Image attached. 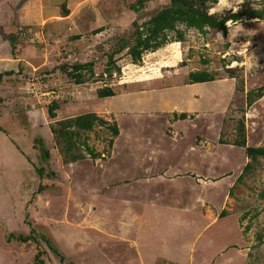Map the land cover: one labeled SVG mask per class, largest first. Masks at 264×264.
Wrapping results in <instances>:
<instances>
[{
  "label": "rangeland",
  "instance_id": "1",
  "mask_svg": "<svg viewBox=\"0 0 264 264\" xmlns=\"http://www.w3.org/2000/svg\"><path fill=\"white\" fill-rule=\"evenodd\" d=\"M137 2L88 0L72 21H59L55 37L45 24L16 32L15 42L27 49L24 67L0 77V264H36L39 252L46 264H264V157L252 160L245 146L237 145L244 135L248 147H264V19L229 21L227 33L189 29L183 41L169 33L171 40L146 52L139 63L132 62L127 49L116 54L120 70L109 74V56L122 38L131 43L134 22L141 24L170 4L144 0L141 10L131 9ZM244 2L219 0L207 8L210 13L236 12ZM247 5L264 8V0H248ZM11 31L0 33L3 47ZM4 49L0 55L18 52L12 46L9 52ZM88 62H93V73L82 71L81 85L60 68ZM199 71L217 81L196 86L193 106L210 111L186 123L195 128L189 134H200L210 145L206 182L171 175L162 182L158 176L150 186L134 183L138 177H128L135 154L146 151L139 144L147 135L137 134L130 144L124 115L116 119L110 107L122 111L127 96L139 94V81L185 76L189 81ZM107 86L116 96L97 97V90ZM53 99L59 109L52 119L48 106ZM87 112L116 121L119 134L99 124L81 132L79 141L87 140L100 157L86 153L65 163L51 125ZM158 126L153 122L154 129ZM151 133L156 134L148 142L151 148L167 139L162 126ZM43 143L49 159L42 154ZM164 145L159 170L167 169V163L184 169L187 160L171 147L170 138ZM42 167L43 176L37 170ZM148 191L154 201L143 199L141 193L147 196ZM40 236L49 238L58 253Z\"/></svg>",
  "mask_w": 264,
  "mask_h": 264
},
{
  "label": "crops",
  "instance_id": "2",
  "mask_svg": "<svg viewBox=\"0 0 264 264\" xmlns=\"http://www.w3.org/2000/svg\"><path fill=\"white\" fill-rule=\"evenodd\" d=\"M86 1L88 0H0V33L5 35L9 30H12L11 32L15 30V32L23 34V32L28 33L31 31L33 26L40 29L45 24L47 28L49 27V35L55 37L57 35L55 33L56 28L60 26L59 21H72L74 15H77L75 13L80 10L82 11L81 8L85 5ZM63 4L64 11L62 12L61 8H63ZM65 10H68L67 14L64 13ZM7 22H10L11 25L5 26ZM5 40L7 46L5 47L4 45L3 47V43H0V50L5 48L4 50L9 52L8 49L11 47V44L7 39ZM21 48L22 57L25 58L26 53L24 52L27 51L26 46L23 47V44H21ZM29 49H32L31 45ZM18 57L15 58L11 53L0 55V74L7 71L6 69H17L22 60V57ZM165 79L156 78L139 81L140 85L137 90L139 94L134 93L133 96L130 94L131 97L127 96V105L122 111L110 107V115L112 114L116 119L120 115H124L123 128L125 132L126 130L128 132L129 139L131 140L130 144H132L137 134L141 135L145 133L147 135V137L143 138L145 144L143 145L141 142L139 144V148L146 151L139 155L135 154L136 165L134 166L133 173L128 177L130 179L138 177L134 183L141 184L143 182L150 186L154 185L158 176L161 178L160 182H162L163 178H172L171 175L180 177L179 179L185 182L187 179L195 177L203 179L205 174H208V170L204 168V165H207L205 161L206 155H209L211 150L208 141H205L207 138L204 139L200 134H189L188 131H195V128L187 126L186 123L193 121L194 116L201 117L202 114L210 111L209 108L205 109L204 106H193L191 100L192 94L197 95L194 93L196 86L201 85L198 87H202L207 85V83H216L217 81L191 83L190 80L187 81L186 76L177 78V80L169 78L170 80L166 79L164 81ZM227 79L225 78V80ZM127 92H131L130 89L129 91H124V93ZM140 100H144V102L141 103ZM130 101H134L132 106L128 103ZM182 114H186V117L182 118ZM131 115H133V118H131ZM173 121L175 124H173ZM153 122L162 126V136L167 139L165 141L160 139L158 144L151 148V144L148 142L156 136V134L154 135L151 132L156 131L160 127L158 126V128L154 129ZM150 130L151 132H149ZM168 138H170L171 147L180 150L178 156L181 157L183 155L186 158L187 162L184 169L180 167L174 168V163H167V169L163 165L164 170H159L160 158L162 155H165L164 144L168 142ZM130 144L127 143L125 146H130ZM189 163L190 165H188ZM145 169H147V172H143ZM139 170H142V172H139ZM202 182L204 184L206 181L203 179ZM149 193L150 191H148L146 196L142 192L141 194L144 195L143 199L146 200L148 198L150 201H154L155 195L153 198ZM204 204L207 207L208 204L206 202ZM208 212H210V209ZM214 214L219 217L218 213L214 212ZM140 251H138L139 259L141 263H144L146 259L142 251Z\"/></svg>",
  "mask_w": 264,
  "mask_h": 264
},
{
  "label": "trees",
  "instance_id": "3",
  "mask_svg": "<svg viewBox=\"0 0 264 264\" xmlns=\"http://www.w3.org/2000/svg\"><path fill=\"white\" fill-rule=\"evenodd\" d=\"M218 1L219 0H170L169 5L161 7L150 19L141 24L134 22L135 32L130 39L132 45H129L131 43L126 39H121L117 48L109 56L108 64H110L111 67L109 68L108 73L111 74L114 69H117L118 71L120 70V68L116 66V62L113 60V57L116 54L127 49V54L131 57L132 62L139 63L146 52L155 51L168 43L171 40L169 33L173 32L175 34V40L183 41L185 38V32L189 29H197L203 34L207 33L208 29H216L227 33V23L229 21L238 22L243 18L264 19V8L248 7V0H246V2L243 3L242 8L236 12L228 11L225 13H210L207 4L217 3ZM143 4L144 0H138L137 3L132 4L130 7L133 10H141L139 8L143 7ZM64 13L67 14L68 10H65ZM181 26L184 28H181ZM15 35L16 32L8 34L7 39H9L8 41H10L13 48L18 49V52L16 53L13 50V56L15 58L18 56V58H21V44L15 42ZM20 65L19 67L23 69L24 64L20 63ZM60 68L67 73L69 78H73L78 85H81L85 82L82 71L86 70L93 73V62L77 63L71 65L70 68L68 65H63ZM6 73L14 74L15 72L14 70L6 71L0 74V77ZM189 76L191 83H207L215 80V77L207 71L192 72ZM251 95L252 94H249L250 101H252ZM262 95V92H260L259 96ZM115 96L116 93L111 87L107 86L97 90V97L113 99ZM54 99L48 106V113L52 119L57 117L56 111L59 109V101ZM181 117L185 118L186 114H182ZM96 124L107 126L114 136L119 134V128L116 121L110 122L106 118L98 116L95 112H87L58 120L51 125V132L54 135L56 144L59 146L60 153L64 156L65 163L83 159L86 153L94 158L99 156V153H97L94 148L89 147L87 140L79 141L81 132L92 130ZM42 145V154L49 159L50 153L44 147V143ZM237 145L245 146L247 156L252 160H256L258 156L264 157V147H248L244 135L241 140L237 141ZM82 146L84 147V150L80 149ZM43 169V167L41 169L37 168L41 176H43L44 173ZM249 169L250 164H247L245 170L248 171ZM47 175L52 176L54 173L48 172ZM40 238L45 241L55 253H58V250L49 238L46 236H40ZM22 239L23 241H28L31 238L27 237L21 238V240ZM34 241H36V239ZM41 254L42 252L36 254V264H46L42 260Z\"/></svg>",
  "mask_w": 264,
  "mask_h": 264
},
{
  "label": "bare ground",
  "instance_id": "4",
  "mask_svg": "<svg viewBox=\"0 0 264 264\" xmlns=\"http://www.w3.org/2000/svg\"><path fill=\"white\" fill-rule=\"evenodd\" d=\"M173 44H174V48H177L179 46V43L178 42H174ZM176 55L179 56L180 55V52H177Z\"/></svg>",
  "mask_w": 264,
  "mask_h": 264
},
{
  "label": "clouds",
  "instance_id": "5",
  "mask_svg": "<svg viewBox=\"0 0 264 264\" xmlns=\"http://www.w3.org/2000/svg\"><path fill=\"white\" fill-rule=\"evenodd\" d=\"M150 79V78H149Z\"/></svg>",
  "mask_w": 264,
  "mask_h": 264
}]
</instances>
